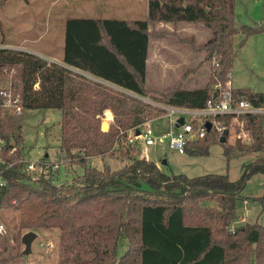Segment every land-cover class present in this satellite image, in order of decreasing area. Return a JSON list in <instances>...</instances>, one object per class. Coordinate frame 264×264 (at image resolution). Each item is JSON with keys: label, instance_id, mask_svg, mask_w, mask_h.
I'll list each match as a JSON object with an SVG mask.
<instances>
[{"label": "trees", "instance_id": "16d2710c", "mask_svg": "<svg viewBox=\"0 0 264 264\" xmlns=\"http://www.w3.org/2000/svg\"><path fill=\"white\" fill-rule=\"evenodd\" d=\"M4 0H0V6ZM236 0H149L145 20L71 17L66 23L62 62L84 71L48 61L34 53L0 48V84L10 74V88L19 97L21 112L0 106V138L5 141L2 156L6 185L0 192V209H22L38 203L34 218H21L27 230L58 229L55 264H264L263 222L244 223L234 230L240 217L239 202L255 174L264 175V115L239 116L242 127L256 132L254 144L221 142L215 128L204 138L189 142L186 154L206 156L212 142L221 143L228 157L235 150L259 153L243 166L237 180L228 174L209 173L189 177L168 173L146 156H135L128 144V131L147 120L163 116L158 105L202 108L225 87L236 50L234 38L243 34L242 46L262 26L238 25ZM201 23L211 38L195 44L215 60L214 75L206 86L185 89L181 85L155 94L146 85L150 30L158 23ZM158 34V33H157ZM36 84H38L36 86ZM236 99L245 98L264 106V92L250 88L232 89ZM4 98L0 96V104ZM31 109H59V148L68 159L78 160L84 172L72 181L56 183L49 177L29 173L24 165L21 128L23 112ZM102 129L104 114L113 118ZM229 128L233 117H218ZM240 128V126H239ZM15 147V152L8 150ZM119 155L129 160L113 170L90 165L94 156ZM263 208L264 192L255 198ZM215 202L216 205H210ZM128 248L118 256L119 241ZM11 243H20L17 231L0 234V264H13L7 256ZM17 256H24L20 251Z\"/></svg>", "mask_w": 264, "mask_h": 264}, {"label": "rangeland", "instance_id": "374dc122", "mask_svg": "<svg viewBox=\"0 0 264 264\" xmlns=\"http://www.w3.org/2000/svg\"><path fill=\"white\" fill-rule=\"evenodd\" d=\"M143 4L145 1H141L140 5ZM132 5L133 3L129 0H4L0 6V48L24 50L46 59L49 56L62 59L66 23L69 18L130 19L139 16L140 19L145 18L142 9L135 10L131 8ZM235 14L236 23L239 26H262L264 25V0H236ZM154 30L158 34L152 36V73L149 87L155 88L153 89L155 94L168 92L178 85L185 89L206 86L214 75L215 60L206 59V52L197 50L189 39H193L195 44H203L211 38V30L201 23L187 22L158 27ZM243 38V34H237L234 38L236 56L225 87L223 88V85L218 82L213 85L214 90L222 91L231 86L232 89L246 87L254 92H264V31L250 35L240 46ZM160 58L163 59V63L165 60L174 63L175 67L164 72L167 69L160 65ZM9 80L10 74L2 81L7 83ZM104 120L108 121L106 117H103ZM152 121L157 132L173 129V122L165 114ZM60 122L59 109L26 110L23 112L21 135L25 160L59 163V170L53 173V178L56 183H65L81 175L84 167L78 163V160L68 159L61 152ZM218 125L222 128L224 123L219 120ZM232 125L234 126L229 127V143L236 144L238 140L248 145L255 143V138L249 142L240 139L239 125L235 123ZM216 131L218 135H223L220 129ZM249 132L256 134L250 130ZM133 145L137 149L135 156H146L162 165L168 173H183L189 177L220 173L228 174L231 180H237L243 173V166L260 155L256 152L234 150L228 157L225 147L218 142L211 143L209 154L206 156L182 154L171 148L167 142L147 146L142 140H136ZM119 154L116 152L106 158L94 156L90 160V165L102 169L105 163H108L113 170L121 169L129 163V160ZM164 159L167 160V164H163ZM263 192L264 175L255 174L243 192L244 199L239 202V208L242 209L240 217L231 223L230 228L233 227L234 230L244 223L263 222L262 205L255 201V198ZM245 199L250 200L252 208L246 216L243 208ZM209 204L216 205L215 202H209ZM41 211L42 207L38 203L22 209H0V222L4 224L5 231L12 235L17 231L20 234V243H11L9 251L5 253L7 256H14L13 264H55L57 262L58 229L27 230L19 227L21 218L32 219ZM28 231L36 233V238L31 244V252L23 257L17 256V252L22 253L25 248L21 243V237ZM127 248L128 239L122 236L119 241L118 256L121 257Z\"/></svg>", "mask_w": 264, "mask_h": 264}, {"label": "built area", "instance_id": "2783aa9c", "mask_svg": "<svg viewBox=\"0 0 264 264\" xmlns=\"http://www.w3.org/2000/svg\"><path fill=\"white\" fill-rule=\"evenodd\" d=\"M37 85L38 84H36V86ZM0 96L4 98V101L0 104V106L14 108L16 112H21L19 97L13 94V91L10 88V81L0 84ZM156 105L166 110L165 115L173 122V129L170 131L157 132L153 127V121L147 120L140 126L132 128L128 131V144L133 145L136 140H142L147 146L167 142L171 148L178 150L182 154H186V145L189 142L204 138L207 135L209 132L207 127L208 122H211L212 124L211 130L215 128L224 132L227 128L230 133V128H228L226 124L222 125V128L218 125V117L222 115L232 116L234 121L232 124H238L241 129V133L238 137L249 142L250 140H254L256 135L242 127L238 119L239 116L245 114L264 115V106H256L245 98L236 99L233 95L231 86L225 90H219L218 93L216 92L214 96L209 99L207 105L202 108L176 107L159 103H156ZM179 118H183L184 123L177 127L176 123ZM232 124L231 126H234ZM137 130L140 131L139 134H137ZM4 146L5 141L0 138V192L6 185L4 171L10 166V163H7L4 167L5 169L1 167V164L6 162L2 156ZM14 152L15 147H12L7 153L12 154ZM24 165L29 173L44 177H49L50 175H53L54 172L59 170V163H49L44 160L34 162L26 161L24 158ZM243 208L245 216L252 211L249 199H245L243 201ZM230 229L233 230V227ZM5 232L4 224L0 222V234H4Z\"/></svg>", "mask_w": 264, "mask_h": 264}, {"label": "crops", "instance_id": "0c3cea01", "mask_svg": "<svg viewBox=\"0 0 264 264\" xmlns=\"http://www.w3.org/2000/svg\"><path fill=\"white\" fill-rule=\"evenodd\" d=\"M119 1V0H118ZM123 1V0H122ZM126 1V0H125ZM141 1H145V4H143V5H140V3H141ZM129 2H131V3H133V5H132V7L131 8H133V9H135V10H140V9H142V11L144 12V16H145V18H142V19H140V16L139 17H136V18H130V19H126V20H145V19H147L148 18V15H149V0H129ZM141 6V7H140ZM143 16V15H142ZM91 18H93V17H91ZM180 24V23H179ZM170 25H174L173 23H166V22H160V23H158L157 24V26L155 27V28H158V27H169ZM155 28H153V27H151L150 26V30H154ZM152 36L153 35H151L150 36V39H149V48H148V59H147V71H146V85H147V87L148 88H150L149 87V82H150V76H151V73H152V48H151V45H152ZM63 47H65V46H63ZM44 58V57H43ZM47 60L48 61H50V60H52V62H56V63H59V64H62V65H65V66H68V65H66L65 63H63L62 62V59H55L54 57H51V56H49V58H47ZM162 61V62H161ZM170 61H167V60H165L164 61V63H163V59L162 58H160V65H163V67L164 68H166L167 70H163L164 72H166V71H168V70H170V69H172L171 67H175V66H173L174 65V63H169ZM160 65H158V67H160ZM70 69H73V70H75V71H78V72H80V73H83V74H86V75H88V76H91L92 77V75H90V74H88V73H86V72H84V71H81V70H79V69H76V68H73V67H70V66H68ZM152 78V77H151ZM188 88V87H187ZM150 89H155V88H150ZM195 89V88H194ZM110 112L112 113V115H113V118H111V119H108L107 118V115H105L104 114V117H106L107 118V120H108V122L109 123H112V122H114V114H113V112L110 110ZM159 166H160V164L158 163V162H156Z\"/></svg>", "mask_w": 264, "mask_h": 264}, {"label": "water", "instance_id": "95a60500", "mask_svg": "<svg viewBox=\"0 0 264 264\" xmlns=\"http://www.w3.org/2000/svg\"><path fill=\"white\" fill-rule=\"evenodd\" d=\"M52 61V60H50ZM184 123V119L183 118H179L178 119V122L176 123V126L179 127L181 124ZM108 126H109V123L108 121L104 120L103 121V125H102V129L103 130H108ZM207 127H208V130L211 131V128H212V124L211 122H208L207 123ZM140 131L137 130V134H139ZM229 134V130L226 128L223 132V135L221 137V142H225L226 140V136ZM163 164H167V160L164 159L163 161ZM36 238V233L33 232V231H28L26 232L25 234L22 235L21 237V243L24 245V249L22 250V254L23 255H28L30 252H31V244L33 242V240Z\"/></svg>", "mask_w": 264, "mask_h": 264}]
</instances>
